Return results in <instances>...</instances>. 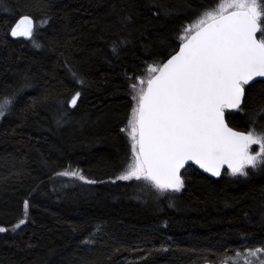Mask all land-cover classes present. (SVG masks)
<instances>
[{
    "label": "trees",
    "instance_id": "16d2710c",
    "mask_svg": "<svg viewBox=\"0 0 264 264\" xmlns=\"http://www.w3.org/2000/svg\"><path fill=\"white\" fill-rule=\"evenodd\" d=\"M220 1L0 4V101L10 100L0 122V227L8 229L0 232V264L217 263L264 247V168L216 179L191 165L185 188L158 201L147 182L116 180L131 154L121 131L133 107L126 74L143 75L144 61L174 54L201 5ZM23 14L35 20L33 36L13 39ZM245 90L248 107L227 111L243 131L264 104V80ZM61 110L67 116L58 126ZM77 169L97 183L56 175ZM90 235L96 243L84 244Z\"/></svg>",
    "mask_w": 264,
    "mask_h": 264
},
{
    "label": "snow or ice",
    "instance_id": "6c2138e0",
    "mask_svg": "<svg viewBox=\"0 0 264 264\" xmlns=\"http://www.w3.org/2000/svg\"><path fill=\"white\" fill-rule=\"evenodd\" d=\"M128 21L130 16L125 17ZM34 27L35 21L25 15L10 35L32 38ZM178 39V50L166 60L144 61L143 75L126 74L133 107L127 128L121 131L131 140V154L116 180L147 182L149 191L157 190V201L185 188L181 170L190 166L189 162L215 177L221 176L225 166L233 176L244 177L249 168H264V124L258 123V118L264 117V104L249 115L252 127L247 131L230 127L225 118L228 110L248 107L246 86L257 77L264 78V0H223L213 8L201 5ZM113 52H118L115 45ZM84 83L79 79L80 85ZM81 95L76 91L67 106L75 109ZM5 107L0 105V118L6 114ZM65 116L67 112L61 110L58 126L65 122ZM253 145H258L259 151L253 153ZM56 175L97 183L78 169ZM24 207L27 209V201ZM25 223L21 219L15 228ZM7 231L0 227V232ZM83 243L96 241L90 235ZM235 255L243 264H253L250 258L264 264V247L247 248L245 256ZM232 264H241V260Z\"/></svg>",
    "mask_w": 264,
    "mask_h": 264
},
{
    "label": "water",
    "instance_id": "95a60500",
    "mask_svg": "<svg viewBox=\"0 0 264 264\" xmlns=\"http://www.w3.org/2000/svg\"><path fill=\"white\" fill-rule=\"evenodd\" d=\"M25 15L30 16V15H28V14H23V15H21V16L15 21V23L18 22V20H19L21 17L25 16ZM30 17H31V16H30ZM31 18H32V17H31ZM32 19H33V18H32ZM33 20H34V19H33ZM34 21H35V20H34ZM15 23L13 24L12 27H14ZM11 38H13V39H17V38H20V37H11ZM258 80H264V78H262V77H257L256 80L252 82V84H253L254 82L258 81ZM245 91H246V90H245ZM225 118H226V120H227V122H228V119H227V112H226V114H225ZM228 124H229V122H228ZM229 126H230V127H233V126H231L230 124H229ZM233 128H234V127H233ZM234 129H236L237 131H243V130H239V129H237V128H234ZM189 165H190V166H191V165H194L198 170L204 172L205 174H207V175H209V176H211V177H213V178L218 179V178L221 177V176H220V177H215V176H213L211 173L205 172V171H204L203 169H201L198 165H195V164L192 163V162H189ZM187 167H189V166H185V168L181 170V175H182L183 171H184ZM225 170H230V169H228L227 166H225V169L222 171V173H223ZM221 175H222V174H221ZM182 176H183V175H182ZM203 264H214V263L205 262V263H203ZM222 264H225V263H222ZM228 264H230V263H228Z\"/></svg>",
    "mask_w": 264,
    "mask_h": 264
},
{
    "label": "rangeland",
    "instance_id": "374dc122",
    "mask_svg": "<svg viewBox=\"0 0 264 264\" xmlns=\"http://www.w3.org/2000/svg\"><path fill=\"white\" fill-rule=\"evenodd\" d=\"M221 2H223V0H221L219 3H217L214 7H216V6H218ZM183 34V32L181 33V35ZM8 102H10V100H8V99H6V100H2V101H0V105H6V107H5V112H6V110H7V108H8ZM6 115V114H5ZM4 118V117H3ZM3 118H0V122H1V120L3 119ZM258 123H261V124H264V118L262 119V120H258ZM251 127H252V125H251ZM257 131L259 132L260 131V128L259 127H257ZM253 147H255V149H254V151L252 150V148H251V151L253 152V153H255V152H257V151H259V146L258 145H253ZM246 255V253L243 255V256H245ZM263 258V256L261 257V259ZM237 259H239V260H241L242 261V259H240V258H237ZM237 259H235V260H237ZM250 259H253V264H257V260H256V258H250ZM243 262V261H242ZM243 264V263H242Z\"/></svg>",
    "mask_w": 264,
    "mask_h": 264
},
{
    "label": "flooded vegetation",
    "instance_id": "af4514ba",
    "mask_svg": "<svg viewBox=\"0 0 264 264\" xmlns=\"http://www.w3.org/2000/svg\"><path fill=\"white\" fill-rule=\"evenodd\" d=\"M260 247V246H259ZM257 248V247H256ZM252 249H255V248H252ZM239 253H241V255L243 256L245 253H246V250H244V251H242V252H239ZM236 252L234 253V254H232V255H229V256H227L223 261H221V262H217V263H215V262H210V263H214V264H222V263H225V261H228V263H230V264H232V262L235 260V259H237V258H240L241 259V257H236ZM262 259H264V256H263V258ZM203 263H205V262H202V263H199V264H203ZM243 262L241 261V264H242Z\"/></svg>",
    "mask_w": 264,
    "mask_h": 264
}]
</instances>
